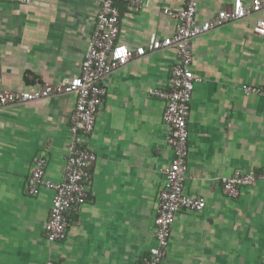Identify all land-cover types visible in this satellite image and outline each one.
I'll list each match as a JSON object with an SVG mask.
<instances>
[{
    "label": "crops",
    "instance_id": "obj_1",
    "mask_svg": "<svg viewBox=\"0 0 264 264\" xmlns=\"http://www.w3.org/2000/svg\"><path fill=\"white\" fill-rule=\"evenodd\" d=\"M233 0H198L196 19L213 18ZM247 3L249 0H243ZM100 0H0V90L22 91L79 73ZM118 41L147 47L173 34L163 10L184 0H143L138 11L118 3ZM258 13L228 21L191 40L196 82L187 120L185 192L205 201L180 210L162 264H264V178L226 196L220 177L237 169L264 171V97L241 86H264V35ZM173 47L147 51L111 72L95 127L85 145L96 154L87 198L68 218L64 240L50 242L44 224L52 191L26 192L37 157L45 177H64L75 94L0 108V264H139L155 245L161 169L172 160L162 121Z\"/></svg>",
    "mask_w": 264,
    "mask_h": 264
},
{
    "label": "built area",
    "instance_id": "obj_2",
    "mask_svg": "<svg viewBox=\"0 0 264 264\" xmlns=\"http://www.w3.org/2000/svg\"><path fill=\"white\" fill-rule=\"evenodd\" d=\"M28 3L31 0H8ZM124 2L130 9L138 11L143 0H100L96 21L83 55L79 73L58 83H44L34 89L12 91L0 90V108L12 104L46 98L52 95L75 94V106L70 115L67 156L64 177L54 182L45 177L46 159L42 156L34 161L25 190L30 195L39 193L42 187L52 191L51 206L44 224L45 238L50 242L64 240L67 235L70 212L88 196L92 167L96 154L85 145L92 133L100 105L106 94L104 79L131 59L145 55L147 51L173 47L176 62L170 69V85L167 88H150L148 92L164 102L162 121L166 126V142L172 150V160L161 169L163 184L158 194V208L154 219L155 245L142 255L139 264H162L166 256L171 226L180 210L200 211L205 201L185 192L189 130L187 125L193 88L200 78L191 69V40L225 22L258 13L253 31L264 35V0H233L229 7L220 9L208 20L196 19L198 0H184L177 10L163 11L176 21L172 35L161 39L152 35L147 47L130 48L118 41L120 13L118 3ZM244 94L264 97V86L244 84ZM264 178V171L237 169L230 175L220 177L223 193L236 198L242 187L254 185ZM45 264H60L48 259ZM202 264V263H199Z\"/></svg>",
    "mask_w": 264,
    "mask_h": 264
}]
</instances>
